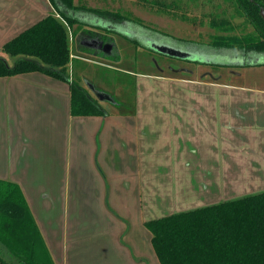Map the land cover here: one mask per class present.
<instances>
[{"label": "crops", "instance_id": "obj_1", "mask_svg": "<svg viewBox=\"0 0 264 264\" xmlns=\"http://www.w3.org/2000/svg\"><path fill=\"white\" fill-rule=\"evenodd\" d=\"M54 11L0 0V57ZM131 76L133 108L100 101L102 116H73L70 85L52 76L0 77V180L21 187L55 264H160L145 222L264 192V86Z\"/></svg>", "mask_w": 264, "mask_h": 264}, {"label": "trees", "instance_id": "obj_2", "mask_svg": "<svg viewBox=\"0 0 264 264\" xmlns=\"http://www.w3.org/2000/svg\"><path fill=\"white\" fill-rule=\"evenodd\" d=\"M54 14L35 24L2 47L0 77L41 72L70 85L73 116H102L99 99L80 84L83 76L73 69L72 39L86 26L81 12L99 13L118 21V12L98 11L75 0H49ZM239 15L253 30L231 34L235 27L226 18L209 25L222 34L212 35L208 49L264 53V0H233ZM201 43H194V48ZM232 53V52H231ZM222 55L227 53H221ZM115 107L123 103L112 98ZM133 113V110L130 111ZM160 264H264V192L175 213L145 222ZM0 246L19 264H55L33 218L21 187L0 180Z\"/></svg>", "mask_w": 264, "mask_h": 264}, {"label": "rangeland", "instance_id": "obj_3", "mask_svg": "<svg viewBox=\"0 0 264 264\" xmlns=\"http://www.w3.org/2000/svg\"><path fill=\"white\" fill-rule=\"evenodd\" d=\"M76 5H85L98 11L118 12L120 15L128 17L130 20L120 22L114 21L112 17H105L99 13L81 12L82 18H89L93 24L126 28L130 32L137 31L140 41L146 45L137 46L133 41L114 32H105L109 35V41L114 45V49L108 53L92 46H87V52L81 44L80 35L71 41L73 57L79 59L74 61L72 69L83 76L80 84L89 90L92 97H96V92L110 95L118 102L123 103L121 107H115L110 103L108 109L128 110L134 106V78L131 75L142 72L162 73L185 78H205L208 73L214 79L222 81H232L243 85L264 86V53L253 54L259 57L257 60L240 61V64L227 65L228 61H233L221 53H242L238 50L219 49L212 50L214 55H210L212 62L207 64L203 61L194 60L193 57L177 58L164 55L155 49L153 42H144L145 38L156 39L166 44L172 49L194 50V43H201L203 49L209 48L212 35L222 34L212 28L210 21L226 18L235 27L231 34L244 35L251 33L252 25L239 15L233 0H75ZM264 17V8L262 9ZM106 24V26H108ZM105 27V26H104ZM83 28H85L83 26ZM87 29V28H86ZM93 31V30H90ZM104 34V32L102 31ZM141 34V35H139ZM139 41V39H138ZM79 45V47H78ZM156 45V44H155ZM197 46L199 44H196ZM200 50V49H199ZM251 53V52H247ZM194 54V53H193ZM199 60L201 59L198 58ZM260 61H262L260 63ZM234 62V61H233ZM178 72L174 74V72ZM233 72L240 73L234 75ZM249 73V74H248ZM248 74V75H247ZM206 76V77H205ZM234 83V84H236ZM90 86H93L90 87ZM110 107V108H109ZM0 264H19L14 257L8 254L5 247L0 246Z\"/></svg>", "mask_w": 264, "mask_h": 264}, {"label": "flooded vegetation", "instance_id": "obj_4", "mask_svg": "<svg viewBox=\"0 0 264 264\" xmlns=\"http://www.w3.org/2000/svg\"><path fill=\"white\" fill-rule=\"evenodd\" d=\"M85 19V22L87 23L85 27V30L81 31L79 33L80 37H78V41L81 39V44L80 46H82L84 48V50L87 52V46H95V47H98L102 53H105V54H108L110 53L113 49H114V45L109 41V35H106L105 32L108 31L109 32H114V33H117L119 35H124V37H126L127 39L133 41L137 46H140V45H146L145 43H143L142 41H140V38L139 41L138 39L135 37H138L137 34L138 32L137 31H132L129 33L128 30H126V28H123V27H120V26H110V27H104L102 25H99V24H93V26L95 27L94 28H91V27H88V26H92V24L90 23V19L89 18H84ZM115 19V18H114ZM116 21V19L114 20ZM118 21V20H117ZM120 22H124V21H120ZM125 23V22H124ZM87 28V29H86ZM90 30H93V31H90ZM102 31L104 32V34L102 33ZM141 35V34H139ZM154 41L156 42L157 44H163V45H166L164 43H161L159 40H156V39H150V38H145L144 42L146 41ZM80 43V41H79ZM79 47V45H78ZM93 47L94 49H92V51H94L96 48ZM95 51H98V50H95ZM164 55H167V54H164Z\"/></svg>", "mask_w": 264, "mask_h": 264}, {"label": "water", "instance_id": "obj_5", "mask_svg": "<svg viewBox=\"0 0 264 264\" xmlns=\"http://www.w3.org/2000/svg\"><path fill=\"white\" fill-rule=\"evenodd\" d=\"M104 26H106V23H103ZM107 28L110 27V25L108 24V26H106ZM111 28V27H110ZM155 44H152L154 45L155 49L159 50L160 52L164 53V54H169L170 56H174V57H177V58H187V57H193L194 55V60H198V61H203V62H209L208 58H205V57H202L200 55H197V54H193V53H190V52H186V51H181L180 49H172V48H168L167 46L163 45V44H157L156 42L154 41H151ZM148 43L150 44V40H148ZM201 59L199 60L198 58ZM93 88V86H90ZM96 96H97V99H99V101L103 102V101H112V97L108 94H104V93H98L96 92L95 93Z\"/></svg>", "mask_w": 264, "mask_h": 264}]
</instances>
